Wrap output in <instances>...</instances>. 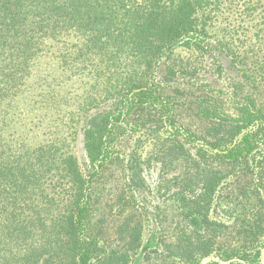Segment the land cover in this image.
<instances>
[{
  "label": "trees",
  "instance_id": "16d2710c",
  "mask_svg": "<svg viewBox=\"0 0 264 264\" xmlns=\"http://www.w3.org/2000/svg\"><path fill=\"white\" fill-rule=\"evenodd\" d=\"M226 2L0 0V264H131L146 250L134 208L157 166L185 170L175 196L194 227L160 247V264L219 249L228 264L259 262L258 250L239 254L264 236V108L251 93L207 100L200 84L201 56L218 51L213 13ZM45 56V72L63 76L42 88ZM255 72L264 81V59ZM36 92L44 128L33 125L40 99L27 101ZM111 183L124 217L110 233L101 196ZM224 196L248 203L238 223L211 217Z\"/></svg>",
  "mask_w": 264,
  "mask_h": 264
},
{
  "label": "rangeland",
  "instance_id": "374dc122",
  "mask_svg": "<svg viewBox=\"0 0 264 264\" xmlns=\"http://www.w3.org/2000/svg\"><path fill=\"white\" fill-rule=\"evenodd\" d=\"M213 14L219 17L213 22L215 28L212 32V35H214L213 40L217 42L218 51L216 56L210 55L205 58L201 56L207 70L203 76L204 78L201 79L202 82H200L202 84L201 90L203 89L206 92L207 100L211 96L215 98L220 96L224 99H229L230 102L237 101L240 103H244L247 96L251 93L253 99H255V103L264 108V81L255 72L264 59V0H227L226 4ZM177 53H180L185 58H194V56L200 58V56L198 57L199 54L191 53L183 48H177ZM46 56L48 57L49 55L46 54ZM46 56L42 57V61L39 62V68L41 69L38 68L39 72H37L39 73L37 77L38 81H41L43 84L42 88L47 84L46 79H50L60 73L63 76L61 70L57 71V68L51 74L45 72L44 65L49 60ZM48 75H51V77H48ZM243 75H252L246 84L244 83ZM242 82L244 85L239 87V91H235L234 87ZM72 83L73 81L70 80L67 82V85H72ZM61 85L64 86L66 83ZM33 97H30L27 101L40 99L37 104L39 108L33 110V113L35 112L34 114L36 115L34 116L35 119L33 118V125L36 124V126L39 125L38 128H44L45 124L41 119L45 109L42 110L40 108L43 105L41 97H38V92L34 93ZM49 101L46 100V106ZM196 143L199 146L203 145L200 141ZM72 148L80 164L84 166V153L78 137L72 143ZM116 175L119 176V174ZM185 176V170L182 167L171 170L163 168L160 170V167L157 166L144 174L145 188L134 210L138 215L140 214V218H142L144 223L141 243L142 248H146V250H144L145 252L142 250L141 254L133 257L131 264H160L161 257L158 258L157 256L160 247L165 243L169 245L176 243L182 233L194 229L191 223H189V219L185 218L184 213L186 209H184L183 202L175 196V193L181 186V179ZM100 186L98 185L96 193L101 189ZM106 187L109 190L104 191L103 194L101 193V197H104V202L112 208L111 214L106 215V219L109 221L108 230L111 233V227L120 223L124 216L117 218L114 214L116 206H112L111 202L113 196L108 197L109 194L114 192L116 184L111 183L106 185ZM247 210L248 203L244 199L224 196L221 199L217 198L214 202L211 217L224 223L233 221L238 223V219H243ZM107 211L110 210L108 209ZM129 212H126L124 215L126 216ZM255 247L258 248L240 252L239 257L245 258L251 252L253 253L258 250L260 251L259 262L251 263L249 259L246 263L241 258H238L240 259V263L264 264V236L261 237ZM226 255L225 249H219L216 254L214 253L207 258H202L196 264H228V262L217 258L219 256L224 259Z\"/></svg>",
  "mask_w": 264,
  "mask_h": 264
}]
</instances>
